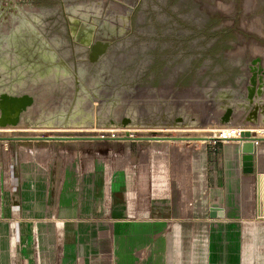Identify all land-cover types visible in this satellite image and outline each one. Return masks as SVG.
I'll use <instances>...</instances> for the list:
<instances>
[{
	"label": "crops",
	"instance_id": "0c3cea01",
	"mask_svg": "<svg viewBox=\"0 0 264 264\" xmlns=\"http://www.w3.org/2000/svg\"><path fill=\"white\" fill-rule=\"evenodd\" d=\"M9 1L8 6L0 0V92L33 99L51 84L58 88L59 72L73 57L78 35L90 42L97 31L106 38L112 33L107 13L100 12L127 9L123 0ZM167 143L181 147L182 154L160 156L142 145L138 163L133 164L130 151L112 163L119 155L110 150L104 170L95 153L70 157L42 150L34 154L46 160L36 162L40 168L9 169L8 193L19 208L30 211L25 223L61 226L63 247L73 244L59 253L63 264H264V222L240 219L249 178L260 174L264 187L259 171L264 139L219 142L217 153L200 142ZM245 153L253 156L251 174L242 173ZM59 159L63 165L55 162ZM96 187L103 197H112L98 217L93 212L105 204ZM69 224L76 230L70 231Z\"/></svg>",
	"mask_w": 264,
	"mask_h": 264
},
{
	"label": "rangeland",
	"instance_id": "374dc122",
	"mask_svg": "<svg viewBox=\"0 0 264 264\" xmlns=\"http://www.w3.org/2000/svg\"><path fill=\"white\" fill-rule=\"evenodd\" d=\"M146 2H149L145 0ZM159 2L165 5H171L174 7V4H185L191 7H194L198 10L199 15L208 16L212 21V30L211 32H221L229 31L230 36L221 41V46L226 48L223 50L222 58L226 62L222 64L221 61L215 60H205L203 63H200L198 56L195 58H190L192 62L187 63L190 65L193 70L192 75L188 78L185 77L186 73L185 62L189 60L184 53L186 52L185 48H180L182 55V61L173 68L172 70H167L166 68L162 69L160 67L161 73L167 72V75L163 81L156 82L155 85L148 84L147 86H140L141 89H151L156 93H140L136 97L139 99L141 96L147 97L148 99L153 98L152 106H155L157 110L163 112H170L178 114V116L183 117V119L190 121L191 119L196 123V126L180 128L179 126L175 128H134V129H46V128H31L35 125H47L53 121V123L59 122L61 117L58 116L64 115L69 108L72 111H85V108L88 106V101L84 95V89L93 91L101 90L103 91L104 86L102 78L98 76L97 71L94 72V76L87 75L81 69L76 68L77 74L74 72L73 64H68L65 61L67 70L65 66L63 70L59 72V78H62V82H58V88L55 86L56 83L51 84V88L43 90L41 97H36L34 100L33 111L27 117L26 123L23 124V127L16 128H0V136H25V135H34V136H53V135H124L126 130H130L132 135L137 133L138 135H150L156 133L159 136L169 135L174 138H188V137H211V138H221L227 136L228 139L225 141H235L233 138L237 136V133L232 135L231 131L234 129L248 131L254 133L258 139H264V126L260 123L257 125L248 120L249 111L244 108V105L239 106L233 105V120L226 125L220 123V119L223 116L224 109L227 106L232 105L224 101L213 100L210 98L211 95H215L220 91H231L235 89H242V85H239L237 75L248 73V71H242V64L249 63L255 58L261 59L262 67L264 68V0H159ZM123 3L126 4V11L121 8H112L108 7L106 11L101 14L106 16L107 13V28L112 32L118 34L119 36L124 33L127 27L131 25L130 22V10L128 8L133 7L134 0H123ZM245 3V4H244ZM250 3V4H249ZM109 5V4H108ZM224 6V7H221ZM247 6V7H246ZM223 9V10H222ZM162 18V19H161ZM168 17H160V21L167 20ZM120 26H119V25ZM136 25V38L139 36L144 37L148 36L151 33V29H144L145 19L140 17V14L136 15L135 22ZM115 26L118 27L115 31ZM143 26V27H142ZM101 28V27H100ZM128 29V28H127ZM247 30V31H246ZM101 33V32H100ZM168 33L167 30H164L163 35ZM107 34V36L111 35ZM101 35V34H100ZM138 36V37H137ZM127 40V39H126ZM135 39L131 36L128 38L126 43L120 44L115 43L112 47V51L109 53V58H116L119 60L117 66L112 67V71L115 75H122L125 66H128L129 63H134L136 60L141 58L143 62V69L150 68L152 69V63L155 59L154 54L147 53L149 46L155 45V41L150 40L149 42H142L139 45H133ZM215 41V40H214ZM161 46H167V37L166 40L158 41ZM149 44V45H148ZM132 45V46H131ZM127 46H130L128 49ZM169 46V45H168ZM170 48L163 49L164 54L160 56L159 59L167 58L166 55H169L168 50ZM154 57V58H153ZM217 58V56L215 57ZM173 59V57H172ZM126 60V61H125ZM106 66L109 67L107 62L106 55ZM126 64V65H125ZM229 66V69L226 70L225 67ZM236 68V75H233V69ZM71 72V73H70ZM133 70H126L124 75L132 74ZM142 71H137V75L141 74ZM113 74V75H114ZM75 75V76H74ZM171 75H175L177 78L176 81L169 78ZM123 76V75H122ZM79 82L78 87V96L73 100V92L75 87V79ZM124 77V76H123ZM119 77L120 80L125 79V77ZM228 78V79H225ZM117 81V78L113 79ZM119 80V79H118ZM96 86H100L99 89ZM203 92H207L205 95ZM141 95V96H140ZM142 98V99H145ZM264 104V97L262 98ZM150 101V100H149ZM148 101V102H149ZM135 103V104H134ZM134 104V105H133ZM149 104L147 102H140L135 100L128 105V108L135 105ZM110 105L107 103H95V108L97 114H100V122L107 121V110ZM111 112L117 115L123 114L125 111L121 108V105H115L111 107ZM246 113V114H245ZM55 116L50 119L51 116ZM77 116L72 118L70 121L75 122L79 120ZM119 117H115L114 120H118ZM38 122V123H37ZM39 122H42L41 124ZM34 125V126H33ZM103 128V126H98ZM210 139V138H209ZM208 141V140H206ZM166 143L172 147H163L164 145H157L155 143H139V142H53L48 144L47 142L34 143V142H7L4 146L0 143V264H63L62 257L59 256L61 250L68 249L73 246L66 245L63 247L62 244V231L61 226L58 227V224H44L41 221L35 223H28L24 221L30 212L23 208L17 206V199L11 198L8 191L10 188L8 171L10 168L20 169H36L40 166H34L36 162L46 163L44 157L36 156L35 153H40L42 150L51 151L53 153L67 154L68 156H78L82 154H91L95 153L99 160L101 169L104 170V159H107L106 155L111 150L119 156L116 157V163L119 162L121 154L124 152H131V158L136 161V153L142 152L140 146H144L145 149L150 150L148 152H154V154L159 153L160 156H167L169 153L182 154V150L176 149L173 143H167L169 141H160ZM200 142V141H198ZM220 140H211L210 145L200 142L202 146H209L208 152L217 153V148L220 145ZM176 143V142H174ZM181 144L185 142H180ZM192 143H195L192 141ZM152 144L154 147H149ZM199 144V145H200ZM161 146V147H160ZM181 146V145H180ZM206 148V150H207ZM204 149V148H203ZM146 151V150H143ZM44 156V155H43ZM99 156V157H98ZM69 158V157H68ZM58 159V158H57ZM212 157L209 160V164H213ZM58 165H63L62 160L55 161ZM166 162V161H165ZM33 164V165H32ZM69 164V163H68ZM161 164H164V161L161 160ZM100 168V167H99ZM98 168V169H99ZM240 171V170H239ZM261 173L264 172V167L259 170ZM103 172V171H102ZM109 172V171H107ZM260 174H257L254 177L249 178L250 182L247 183L245 190L247 193V201L243 204L244 208L241 209L242 214L240 219L246 221H257L259 223L264 222V187L263 189L259 186V179H262ZM264 178V177H263ZM96 191L99 192V188L96 187ZM56 190V188L54 189ZM100 193V192H99ZM16 194H13L15 196ZM102 195L103 197V193ZM99 195V196H100ZM98 196V197H99ZM244 196V197H246ZM101 198V196H100ZM104 202L105 206H100L99 210L93 212L95 217L101 216L106 213L107 206V196L103 197L100 200ZM28 214V215H27ZM68 216V215H67ZM69 216H73L70 214ZM70 218V217H69ZM74 219L71 218V220ZM97 227L98 225H95ZM57 227V228H56ZM70 231L76 230V225L69 224ZM59 229V230H58ZM75 232H73L74 234ZM64 243V242H63Z\"/></svg>",
	"mask_w": 264,
	"mask_h": 264
},
{
	"label": "water",
	"instance_id": "95a60500",
	"mask_svg": "<svg viewBox=\"0 0 264 264\" xmlns=\"http://www.w3.org/2000/svg\"><path fill=\"white\" fill-rule=\"evenodd\" d=\"M8 6L10 5V1L6 0ZM65 35L69 39V33L67 30H64ZM116 36V37H115ZM117 36L119 35H109L103 37L100 35V32L97 31V34L94 35L93 39L89 42L88 39H85L83 35H78L73 43L71 44L73 49V57L69 60H66L68 64H73L74 72L77 74L76 68L83 70L88 75H91L89 72L97 71L98 75L101 74V67L99 63L103 61L104 57L107 55L109 49L116 42ZM119 38V37H118ZM71 41V38L69 39ZM65 53L68 51L64 50ZM65 70H67L66 65H64ZM108 70V69H107ZM69 72V71H68ZM71 73V72H70ZM104 74V72H102ZM109 72L107 71V74ZM75 76V75H74ZM75 79V87L73 92V100H75L78 96V85L79 82ZM132 78L128 77L124 81L119 82L110 79L107 76V93L101 90H87L84 89V95L86 96V100L88 101V106L85 108V111H72L71 108L67 110L64 115H58L61 117L59 122L48 123L47 127H57V128H86V127H98L103 126V128H116V129H126L128 127H181V126H190L196 124L192 119L190 121L183 119V117L178 116L177 113L172 111L163 112L157 110L155 106H152L151 103L143 104V105H135L131 109L128 108L131 102H128L127 99L134 98L139 93H153L155 92L151 89H141L137 86L131 87L129 82H131ZM105 83V81H103ZM117 85V86H115ZM263 85L264 81L261 78L255 80V77L248 79L242 89L231 90V91H220L215 95H211L210 98L213 100L224 101L227 103H233L230 106L225 107L223 116L220 119L221 124H227L233 117V105H244L246 107H253V112L248 115L253 116L254 121L259 120L262 125H264V111L257 112V106H255L254 97L258 100L262 99L263 93ZM104 86V85H100ZM100 86H96L99 89ZM115 86V87H114ZM103 88V89H104ZM207 95V92H203ZM107 103L110 105L107 110V121L98 122L99 118H101L100 114H97L95 103ZM133 102V101H132ZM143 103V102H142ZM153 103V102H152ZM135 104V103H134ZM133 104V105H134ZM246 104V105H245ZM34 99L29 96H12L8 95L5 92H0V128H16L19 125H23L26 123L27 117L30 114L29 108L33 107ZM115 105H121V108L124 109V113L117 115L111 112V107ZM57 116V115H55ZM54 115L50 117V119L55 117ZM77 116L80 118L79 120L72 122L70 121L72 118ZM115 117H119L118 120H114ZM250 121V119L248 118ZM38 123V122H37ZM40 124L42 122H39ZM43 124V123H42ZM34 126V125H33ZM35 125L34 127H37ZM99 128V127H98ZM38 137V138H35ZM216 138L208 139L215 140ZM190 140V141H188ZM199 138H174L169 135L159 136L156 133H152L150 135H138L135 133L131 135L127 132L124 135H53V136H34V135H25V136H0V142H160V141H169V142H190L192 141L198 142ZM263 139H258L255 136H252L250 132L243 131L239 135L238 143H253L256 141H261ZM241 169L243 174H251L253 172V156L251 153H245L241 156ZM210 218L216 217L215 214L210 213ZM221 217V216H219Z\"/></svg>",
	"mask_w": 264,
	"mask_h": 264
},
{
	"label": "flooded vegetation",
	"instance_id": "af4514ba",
	"mask_svg": "<svg viewBox=\"0 0 264 264\" xmlns=\"http://www.w3.org/2000/svg\"><path fill=\"white\" fill-rule=\"evenodd\" d=\"M149 2H146L145 0H134L133 7L128 8L130 10L131 15V25L126 28L124 33L120 36H117L115 43L125 44L128 38H131V36L135 39L133 41V45H139L142 42H149L150 40L155 41V45L149 46L148 52L150 54L155 55V59L152 63V69L146 68L143 69V62L141 58L139 60H136L134 63L127 64L128 66H125L123 68L124 72L128 69L133 70L134 72L129 75L123 76L126 78L131 77L132 80L129 82L131 87H139L140 86H147L148 84L155 85L157 82L163 81L165 76L167 75V72L161 73L160 67L162 69L166 68L167 70H172L175 68L179 62L182 61V55L179 51L180 48H185L186 52L184 53V57H188L189 60L185 62V69L186 73L184 76L187 78L192 75L193 68L187 63L192 62L190 58H195V56H198V60L200 63H203L205 60H215V61H221L222 64H228L230 65V62H226L222 58L223 50L221 46V42L219 44H216V37L213 38L211 30L213 20L209 19L208 16L202 15L198 13V10L194 7L185 5V4H174V7L171 5H165L159 0H147ZM140 14V17L145 19L146 25H144V29H151V33L148 36H145L141 38V36H137L136 38V25L134 24L136 15ZM160 17H168L167 20L160 21ZM211 23V24H210ZM143 27V26H142ZM164 30H167L168 33L163 35ZM113 35H118L114 32H112ZM116 37V36H115ZM119 37V38H118ZM166 37H172L170 41H167V46H161L158 41H162L163 39L166 40ZM211 37V38H209ZM127 39V40H126ZM215 40V41H214ZM114 43V44H115ZM114 44L112 47H114ZM149 45V44H148ZM169 45V46H168ZM218 46L219 50L211 52L210 49L212 46ZM132 46V45H131ZM112 47L109 49L107 53V62H108V70L106 66V56L104 57L103 61L99 63V66L102 68L101 71L104 72V74L101 72L98 76L102 78V81L104 80L105 83L104 87L107 86V76H109L110 79L117 78L118 81H124L120 80L121 77H123L120 74L115 75L112 71V67H115L118 65L119 60L116 58H109V53L113 50ZM129 49L130 46H127ZM170 48L168 50L169 55H166L167 58L159 59L162 53L164 54L163 49ZM215 52V53H214ZM217 56V58H215ZM173 57V59H172ZM154 58V57H153ZM126 61V60H125ZM126 65V64H125ZM242 71H248V73L238 74V82L239 85L243 86L245 85L246 81L253 76L255 77V80L258 78H261L264 81V68L262 67L261 59L255 58L251 60L249 63H243L242 65ZM226 70L229 69V66L225 67ZM107 71L109 72L107 74ZM137 71H142L141 74L137 75ZM234 73L233 75H236V68L233 69ZM94 71H90L89 73L94 76ZM98 73V72H97ZM114 74V75H113ZM88 75V74H87ZM91 76V75H89ZM120 77V78H119ZM123 77V78H124ZM169 78L171 80L176 81L177 78L175 75H171ZM122 79V78H121ZM228 79V78H225ZM116 81V80H115ZM117 86V85H115ZM114 86V87H115ZM242 86V87H243ZM107 88V87H106ZM104 88V92L107 93V89ZM238 90V89H235ZM233 90V91H235ZM263 93H264V85H263ZM264 97V94L262 95V98ZM262 100V99H261ZM261 100H258L256 96L254 97V104L257 106V112L264 111V104L261 102ZM242 104V103H241ZM246 105V104H245ZM249 111V113L253 112V107H246V111ZM247 113V115L249 114ZM246 114V113H245ZM250 121L254 124H260V121H254L253 116L248 115L247 116Z\"/></svg>",
	"mask_w": 264,
	"mask_h": 264
},
{
	"label": "bare ground",
	"instance_id": "6f19581e",
	"mask_svg": "<svg viewBox=\"0 0 264 264\" xmlns=\"http://www.w3.org/2000/svg\"><path fill=\"white\" fill-rule=\"evenodd\" d=\"M248 2H249V0H248ZM245 4V3H244ZM250 4V3H249ZM221 7H224V6H221ZM247 7V6H246ZM223 10V9H222ZM247 31V30H246ZM262 38H264L263 36H262ZM140 94V93H139ZM141 96V95H140ZM142 98H145L144 96H141L139 99L135 96L134 98H129V99H127V101L128 102H132V101H135V100H139L140 102H147V103H151L152 104V102H153V98H151V99H148L147 97L145 98V99H142ZM150 100V101H149ZM149 101V102H148ZM261 102L263 103V100H261ZM233 120V118L229 121V123L231 122ZM229 123H227V124H229ZM222 125H226V124H222ZM191 126H196V124H194V125H190V126H181L182 128H186V127H191ZM176 127V126H175ZM175 127H171V128H175ZM180 127V128H181ZM31 128H46V129H62V128H57V127H47V126H37V127H31ZM134 128H137V127H128V128H126V129H134ZM139 128H142V129H145V128H155V129H157V128H162V127H139ZM165 128H169V127H165ZM64 129H68V128H64ZM72 129H81V128H72ZM85 129H107V130H109V129H116V128H98V127H94V126H92V127H86ZM234 131H235V133H237V136H238V132H239V130H237V129H234L233 128V130L231 131V133H232V135L234 134ZM125 132H127V133H129V134H131L132 135V132L129 130H126ZM237 136H234V137H231V138H233V139H235V138H237ZM35 138H38V137H35ZM190 138H199L200 140V142H202V143H204L206 140H208L209 138H211V137H197V136H194V137H188L187 139H190ZM224 139H228L229 137H227V136H225V137H223ZM263 139V138H262ZM188 141H190V140H188ZM195 142V141H194ZM1 144H3L4 146L7 144V142H0Z\"/></svg>",
	"mask_w": 264,
	"mask_h": 264
},
{
	"label": "trees",
	"instance_id": "16d2710c",
	"mask_svg": "<svg viewBox=\"0 0 264 264\" xmlns=\"http://www.w3.org/2000/svg\"><path fill=\"white\" fill-rule=\"evenodd\" d=\"M211 24V23H210ZM212 36H213V38H215L216 37V44L218 43L219 44V42H221L222 40H224V39H226L227 37H229L230 36V32L229 31H221V32H214V34H212ZM209 38H211V37H209ZM171 39H173L172 37H167V41H170ZM226 48H223L222 47V50H225ZM217 50H219V48H218V46H212L211 47V49H210V51L211 52H213V51H217ZM215 53V52H214Z\"/></svg>",
	"mask_w": 264,
	"mask_h": 264
},
{
	"label": "built area",
	"instance_id": "2783aa9c",
	"mask_svg": "<svg viewBox=\"0 0 264 264\" xmlns=\"http://www.w3.org/2000/svg\"><path fill=\"white\" fill-rule=\"evenodd\" d=\"M241 132H243V130H239L238 136H237V138L234 139L235 140L234 142H237V140L239 139V135H240ZM251 135H252V133H251ZM252 136H254V135H252ZM216 139L217 140H220L221 143H226V141L224 139H221V138H216ZM253 143H257V141L256 142H253ZM107 201H108V204H109V207H110V204L112 203V197L110 195L107 198Z\"/></svg>",
	"mask_w": 264,
	"mask_h": 264
}]
</instances>
